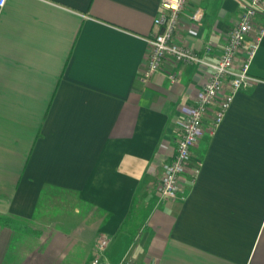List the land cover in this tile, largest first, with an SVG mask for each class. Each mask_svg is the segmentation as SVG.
Returning a JSON list of instances; mask_svg holds the SVG:
<instances>
[{
	"label": "crops",
	"instance_id": "1",
	"mask_svg": "<svg viewBox=\"0 0 264 264\" xmlns=\"http://www.w3.org/2000/svg\"><path fill=\"white\" fill-rule=\"evenodd\" d=\"M247 1L187 0L174 42L217 62ZM160 4L7 0L0 10V215L31 222L43 195L59 191L96 219L84 224L91 235L77 241L84 264L96 235L109 240L111 263L264 264V33L250 85L235 94L213 136L215 106L208 110L193 150L199 175L192 178V163L178 198L163 202L157 188L185 121L180 109L194 103L208 75L200 64L167 58L149 80L140 78ZM256 23L264 26V2ZM253 39L247 36L235 66ZM10 231L0 226V244Z\"/></svg>",
	"mask_w": 264,
	"mask_h": 264
},
{
	"label": "built area",
	"instance_id": "2",
	"mask_svg": "<svg viewBox=\"0 0 264 264\" xmlns=\"http://www.w3.org/2000/svg\"><path fill=\"white\" fill-rule=\"evenodd\" d=\"M187 0H161L160 9L153 20L158 31L148 39L149 53L146 63L141 69L140 78L149 80L159 72L162 63L171 59L180 64H200L207 71L208 81L194 98V103L180 109L185 121L178 134L175 151L171 160L163 167V176L157 188V197L163 201L178 198L183 176L193 163L192 178H196L202 168V162L193 160V150L204 135L205 117L208 110L215 106L213 117L208 126V134L213 136L229 110L236 93L250 85L251 78L248 71L251 59L257 51L260 39L264 33V26L256 23V17L264 0H248L243 6L242 13L236 26L231 30L222 54L215 63H205L194 51L179 46L173 40L179 13ZM7 0H0L2 10ZM201 12L192 15V20L200 21ZM254 33V39L249 44L244 62L241 66L234 65L235 58L242 48L247 36ZM211 44L206 46L209 52ZM225 86L227 91L223 93ZM220 101L215 104L217 97L222 94ZM109 240L103 236L96 238L90 260L86 264H136L132 260L123 259L117 263L106 260Z\"/></svg>",
	"mask_w": 264,
	"mask_h": 264
},
{
	"label": "rangeland",
	"instance_id": "3",
	"mask_svg": "<svg viewBox=\"0 0 264 264\" xmlns=\"http://www.w3.org/2000/svg\"><path fill=\"white\" fill-rule=\"evenodd\" d=\"M85 222L93 225L96 219L74 195L47 191L35 219L20 223L21 231L11 230L1 240L0 264H59L62 256L64 264H84L86 251L77 241L91 235Z\"/></svg>",
	"mask_w": 264,
	"mask_h": 264
},
{
	"label": "trees",
	"instance_id": "4",
	"mask_svg": "<svg viewBox=\"0 0 264 264\" xmlns=\"http://www.w3.org/2000/svg\"><path fill=\"white\" fill-rule=\"evenodd\" d=\"M131 219H132V217L130 216V213H129L125 222H129ZM20 223H24V222L16 220V219L8 217V216L0 215V226L1 227L9 228V229L14 230V231H21ZM133 240H131V241H133Z\"/></svg>",
	"mask_w": 264,
	"mask_h": 264
}]
</instances>
